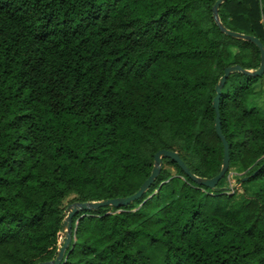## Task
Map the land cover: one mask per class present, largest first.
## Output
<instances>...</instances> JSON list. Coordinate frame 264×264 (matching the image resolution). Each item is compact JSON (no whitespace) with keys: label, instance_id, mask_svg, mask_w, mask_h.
<instances>
[{"label":"trees","instance_id":"obj_1","mask_svg":"<svg viewBox=\"0 0 264 264\" xmlns=\"http://www.w3.org/2000/svg\"><path fill=\"white\" fill-rule=\"evenodd\" d=\"M216 1L0 0V264L54 260L65 205L134 195L158 151L219 173L215 88L260 54ZM218 17L264 48V0ZM218 110L215 189L162 160L140 200L73 219L61 264H264V75L231 74Z\"/></svg>","mask_w":264,"mask_h":264},{"label":"water","instance_id":"obj_2","mask_svg":"<svg viewBox=\"0 0 264 264\" xmlns=\"http://www.w3.org/2000/svg\"><path fill=\"white\" fill-rule=\"evenodd\" d=\"M226 1L228 0H217L214 6L212 7L211 11H212V18H213L214 23L217 25L220 32L225 34L226 36L253 44L259 51L260 65H259V68L255 71H246V70L241 69L239 66H232V67L226 68L224 70L223 77L220 79L219 84L215 88L216 97L214 98L213 104H212L213 109L215 111L214 127H215V133L223 145V159H222V166H221L219 173L212 179H201V178L195 177L189 172V170L186 168L184 163L180 160L179 155L177 153L171 152V151H165V150L158 151L154 155V165H153V169H152L150 176L141 185L139 190L134 195L127 197V198H122V199H112V200H105V201H100V202L73 203L71 205H68L66 209V216L62 223L61 234L64 236L63 243L60 249L58 250L56 258L48 263H43V264H61V262L64 259L66 250L68 249L71 243V233H72L71 228H72L73 219L79 213L94 212L99 209L107 208V207L119 209L121 207H128L132 203L140 200L143 197V195L148 191V189L151 187V185L154 183L157 176L159 175L161 171L162 160L168 159L176 163L178 167L180 168V170L185 175H187L194 183H196L199 186L210 189V190L215 189L219 181L222 180V178L225 176L229 168L230 160H229L228 146H227L224 136L222 135L221 127H220V116H219L218 106H219V97H220L221 89L223 87L225 80L231 74L237 73V74H243L245 76H251V77H256V78H261L264 75V48L262 44L260 43V41L253 37L230 32L222 26L219 20V17H218V10L220 6Z\"/></svg>","mask_w":264,"mask_h":264},{"label":"rangeland","instance_id":"obj_3","mask_svg":"<svg viewBox=\"0 0 264 264\" xmlns=\"http://www.w3.org/2000/svg\"><path fill=\"white\" fill-rule=\"evenodd\" d=\"M171 173H173V170L172 169H168ZM236 169L234 167H232L231 171H230V174L226 177V179L224 180V182L221 184V187L222 188H225V189H232L233 187H235V177H236ZM66 209L68 207V205L66 204L65 205ZM63 238L64 236L62 235L60 240H62L63 242Z\"/></svg>","mask_w":264,"mask_h":264}]
</instances>
